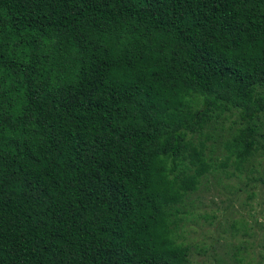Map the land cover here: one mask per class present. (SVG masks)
Wrapping results in <instances>:
<instances>
[{"label":"trees","instance_id":"trees-1","mask_svg":"<svg viewBox=\"0 0 264 264\" xmlns=\"http://www.w3.org/2000/svg\"><path fill=\"white\" fill-rule=\"evenodd\" d=\"M264 118V0H0V264H187L212 168L189 133Z\"/></svg>","mask_w":264,"mask_h":264},{"label":"rangeland","instance_id":"rangeland-1","mask_svg":"<svg viewBox=\"0 0 264 264\" xmlns=\"http://www.w3.org/2000/svg\"><path fill=\"white\" fill-rule=\"evenodd\" d=\"M238 125L226 111L188 134L204 142L212 168L176 206L174 235L187 246V264H264V147L237 164L227 145ZM258 130L264 144V118Z\"/></svg>","mask_w":264,"mask_h":264}]
</instances>
